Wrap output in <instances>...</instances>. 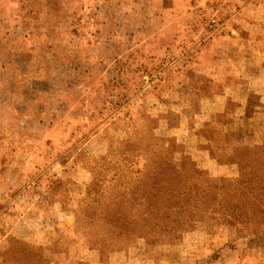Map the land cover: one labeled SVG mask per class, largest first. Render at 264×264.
<instances>
[{
    "label": "rangeland",
    "instance_id": "rangeland-1",
    "mask_svg": "<svg viewBox=\"0 0 264 264\" xmlns=\"http://www.w3.org/2000/svg\"><path fill=\"white\" fill-rule=\"evenodd\" d=\"M257 145L264 0H0V264H264ZM168 164L176 230L99 227Z\"/></svg>",
    "mask_w": 264,
    "mask_h": 264
},
{
    "label": "trees",
    "instance_id": "trees-1",
    "mask_svg": "<svg viewBox=\"0 0 264 264\" xmlns=\"http://www.w3.org/2000/svg\"><path fill=\"white\" fill-rule=\"evenodd\" d=\"M184 167L181 166L179 171L168 164L164 168L137 171L134 179L116 186L117 193L111 194V198H106L102 202V213L100 212L102 217L98 220L101 222L99 227L126 231L123 227L128 225L134 235L147 233L153 227H169L171 230H176L175 225L180 223V219H176V216L172 214H178L177 209H181L184 202H191L188 199L190 195L199 197V191L194 192L196 189H193L194 186L190 183L189 176H182L183 174L189 175L191 171V168L185 169ZM253 172L258 174V176L255 175L256 181H259L260 189L264 192V145H257L252 149L244 148V178H249ZM194 174L197 176L199 172L194 170ZM260 177H262L261 180H259ZM177 181L178 184H176ZM200 197L204 199L208 195L203 192ZM261 208L264 212V200ZM181 211L183 214L184 211ZM129 218L134 219L133 224L127 222Z\"/></svg>",
    "mask_w": 264,
    "mask_h": 264
},
{
    "label": "built area",
    "instance_id": "built-area-1",
    "mask_svg": "<svg viewBox=\"0 0 264 264\" xmlns=\"http://www.w3.org/2000/svg\"><path fill=\"white\" fill-rule=\"evenodd\" d=\"M218 26H219V24H218L217 20L212 19L211 20V27L214 28V27H218Z\"/></svg>",
    "mask_w": 264,
    "mask_h": 264
}]
</instances>
